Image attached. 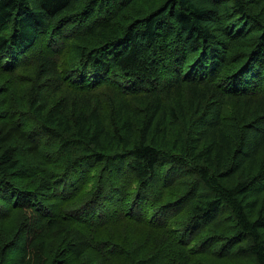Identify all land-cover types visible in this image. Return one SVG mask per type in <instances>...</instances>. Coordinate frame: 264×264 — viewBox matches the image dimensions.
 <instances>
[{"label": "trees", "instance_id": "16d2710c", "mask_svg": "<svg viewBox=\"0 0 264 264\" xmlns=\"http://www.w3.org/2000/svg\"><path fill=\"white\" fill-rule=\"evenodd\" d=\"M21 214L20 264H264V0H0Z\"/></svg>", "mask_w": 264, "mask_h": 264}, {"label": "rangeland", "instance_id": "374dc122", "mask_svg": "<svg viewBox=\"0 0 264 264\" xmlns=\"http://www.w3.org/2000/svg\"><path fill=\"white\" fill-rule=\"evenodd\" d=\"M26 215L9 216L5 221H0V248L6 244L4 264H20L25 238L30 235L33 240L39 235L31 218H24ZM23 223L27 224V228L23 227ZM24 264H29V260H25Z\"/></svg>", "mask_w": 264, "mask_h": 264}, {"label": "bare ground", "instance_id": "6f19581e", "mask_svg": "<svg viewBox=\"0 0 264 264\" xmlns=\"http://www.w3.org/2000/svg\"><path fill=\"white\" fill-rule=\"evenodd\" d=\"M263 98V97H262ZM262 101V100H261ZM153 214V213H152ZM156 221V220H155Z\"/></svg>", "mask_w": 264, "mask_h": 264}]
</instances>
